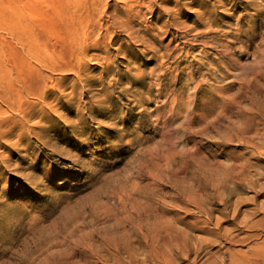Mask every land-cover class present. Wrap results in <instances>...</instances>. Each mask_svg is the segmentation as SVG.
Here are the masks:
<instances>
[{"label": "rangeland", "instance_id": "rangeland-1", "mask_svg": "<svg viewBox=\"0 0 264 264\" xmlns=\"http://www.w3.org/2000/svg\"><path fill=\"white\" fill-rule=\"evenodd\" d=\"M80 2L0 0V264H49L76 221L175 219L194 196L207 222L180 228L211 240L197 263L249 264L264 253V0Z\"/></svg>", "mask_w": 264, "mask_h": 264}, {"label": "bare ground", "instance_id": "bare-ground-1", "mask_svg": "<svg viewBox=\"0 0 264 264\" xmlns=\"http://www.w3.org/2000/svg\"><path fill=\"white\" fill-rule=\"evenodd\" d=\"M68 2L69 4L72 2L73 7L75 8L76 11L78 10V5L79 7L82 6L80 0H68ZM94 15H96V13ZM87 20L85 21L81 20V24H83L82 28L84 29L86 27V23L88 25ZM192 97L194 96L192 95ZM186 205L189 208L185 207V209L187 208L189 210H186V212H184V214L182 215H178V218L175 219L166 218V216H162V217L147 216L148 209L144 208L147 211L145 210L141 211L142 209L140 211H135V216L132 218L130 217V218L117 219L112 222L99 221L97 219H90L88 221L78 220L79 222L75 220L76 223L73 224L70 223L71 224L70 228H72L73 230L72 235L71 234L69 235L68 232L66 231L67 232L66 236L68 237L69 235L72 237L71 239L72 241L70 242L69 240L68 242L69 251L67 250L63 251V249L60 250L59 249L60 242H56V244L54 245L55 250L53 251V254L51 253V255H49L50 263L49 262L48 263L49 264H198L197 260L198 257L200 256L198 252L201 250L202 253L203 245L208 244L211 240L207 238L198 239V241L195 242V244L199 245L200 247L197 246L194 248L193 247L194 242L192 238L180 227L184 226V228L196 229L198 226L201 227L204 224H206L207 221L205 222V220L201 219L202 218L201 216H200L201 218L196 216V212L197 213L200 212L203 214L205 213V210L199 204L197 199H195V196L194 198L188 197ZM220 222L222 221H219V224ZM247 223L248 222L246 221V224ZM219 224H217V226H219ZM244 227L248 228L252 233L255 231V228H257L255 222L252 224L249 223ZM77 230L79 231V234L75 235L74 232H76ZM69 233H71V231H69ZM252 233H250L251 235L249 236L250 240L257 239L259 237V235H257L258 233H253V234ZM228 234L229 232L227 233V235ZM230 234L232 233L230 232ZM240 239L239 242L241 243ZM227 240H229L230 243L233 242L235 238H229ZM235 241L238 240L236 239ZM69 246H73V248H70ZM208 247L209 246H207L206 248ZM238 252L235 251L234 253H238ZM77 253L80 254V257L78 258H76L78 255ZM219 255L220 256H215L216 257L215 260H208L201 264H242V262L244 261V260L241 261L236 260L233 257H231L229 260H226L224 256H222L221 254ZM215 257L213 256V258ZM251 260L252 261H250V263L253 262L255 264H264V253L252 256ZM248 263H249V259H248Z\"/></svg>", "mask_w": 264, "mask_h": 264}]
</instances>
